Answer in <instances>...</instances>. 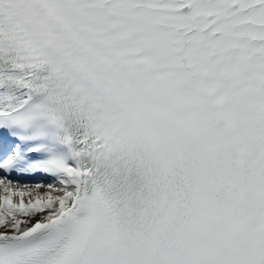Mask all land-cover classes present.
<instances>
[{"label":"snow or ice","instance_id":"1","mask_svg":"<svg viewBox=\"0 0 264 264\" xmlns=\"http://www.w3.org/2000/svg\"><path fill=\"white\" fill-rule=\"evenodd\" d=\"M0 264H264V0H0Z\"/></svg>","mask_w":264,"mask_h":264}]
</instances>
